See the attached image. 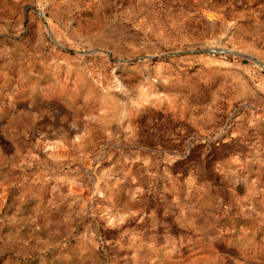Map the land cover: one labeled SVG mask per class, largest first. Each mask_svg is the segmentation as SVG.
I'll return each instance as SVG.
<instances>
[{
	"label": "rangeland",
	"instance_id": "obj_1",
	"mask_svg": "<svg viewBox=\"0 0 264 264\" xmlns=\"http://www.w3.org/2000/svg\"><path fill=\"white\" fill-rule=\"evenodd\" d=\"M0 264H264V0H0Z\"/></svg>",
	"mask_w": 264,
	"mask_h": 264
}]
</instances>
